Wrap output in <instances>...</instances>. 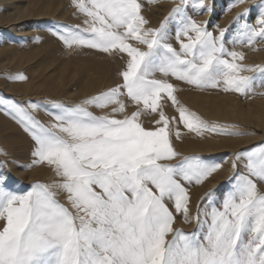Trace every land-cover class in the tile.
<instances>
[{
	"label": "snow or ice",
	"instance_id": "1",
	"mask_svg": "<svg viewBox=\"0 0 264 264\" xmlns=\"http://www.w3.org/2000/svg\"><path fill=\"white\" fill-rule=\"evenodd\" d=\"M245 2L233 0L230 8ZM198 4L206 7L204 0ZM72 5L86 26L56 25L49 29L52 35L67 49L119 57L122 82L74 105L52 102L44 108L0 98V108L32 141L31 164H46L59 178L19 192L0 173V264H264V192L257 188V181L264 184V145L233 154L231 187L219 206L210 201L202 207L213 195L205 194L196 230L173 228L172 209L189 222V188L216 173L221 162L194 154L171 163L179 156L171 125L178 122L197 136L244 133L230 131L235 125L209 123L181 105L168 79L246 95L257 81L244 73H264V66L248 67L243 52L229 51L227 29L218 28L214 36L207 21L188 16L189 0H180L155 28L141 14L139 0H72ZM170 22L179 49L170 42ZM256 37L264 38V0L255 25L245 22L233 43L251 45ZM162 100L171 101L178 120L165 114ZM110 105L103 115L89 110ZM39 110L50 122L36 118ZM142 115L155 126L146 127ZM61 193L66 204L58 199Z\"/></svg>",
	"mask_w": 264,
	"mask_h": 264
},
{
	"label": "rangeland",
	"instance_id": "2",
	"mask_svg": "<svg viewBox=\"0 0 264 264\" xmlns=\"http://www.w3.org/2000/svg\"><path fill=\"white\" fill-rule=\"evenodd\" d=\"M33 1L38 5L43 4L40 6V8L44 9L43 14L46 15L42 17L43 20L42 18L38 20L34 18L35 20L21 23L19 28L23 32L25 30L26 34L25 32L23 34L21 33L23 36H20V38L18 36L15 37L8 30L9 28H1L3 33L0 34L2 35L0 46L16 47L22 52H9V55L5 56L2 54L1 56L2 61L0 64H2V67H0V82L13 86L21 91L20 93L10 92L6 91L3 86H0V98L24 106H27L28 101L38 102L44 108H51L52 102L74 105L85 98L97 95L101 91H105L110 87H114L117 83L122 82V78L119 77L118 73L123 70L124 62L119 57L93 49H67L57 37L52 35L49 29L54 30L56 25H79L81 28L86 26L84 25L85 17L77 12L72 5V0ZM232 1L224 0L223 2H218V0H207L206 2L204 0L206 7L201 9L198 0H189L187 15L197 22L207 21V30L211 31L214 36L219 35L218 28L227 29L224 37L225 47L229 51L235 50L243 52L245 58L242 63L248 67L255 68L257 65L264 66L263 60L257 58L252 60L254 52L264 53V38H254V42L251 45L246 41L243 43H233L237 39L239 30L245 22L255 25L259 16L258 12H260L262 6V0L248 2L241 8L232 11L230 16L229 11L233 8H230ZM139 2L142 4L141 14L149 21V26L155 28L159 27L160 22L180 3V0H139ZM249 6H252L250 14L247 17L241 18L238 22L233 23L237 14ZM230 25L231 27H229ZM169 27L172 29V39L170 42L174 47L179 49L174 35L175 23L170 22ZM20 42L22 43L21 45H19ZM20 57H22V62L19 59ZM45 69L47 70L45 71ZM50 71L57 74L54 80L64 79V82L68 86V94L66 92L53 93L46 86H43L42 77H44V72L46 74ZM21 74L26 77L23 81L10 78ZM244 75L253 76L257 81V86L253 88L252 92L246 95H240L235 92L225 93L218 89L201 90L183 82L175 81L171 77L168 78L169 82L176 86L175 95L181 105L197 113L209 123L235 125V128L230 129V131L244 133L243 135H216L205 132L202 136H197L195 133L188 132L178 122L171 125L174 129L171 139L175 150L179 153V156L171 161V163H176L183 156L194 154L207 157L211 161L221 162V167L216 173L202 184H193L189 188V222H185L182 213L177 214L172 209L176 217L173 224L174 229H180L185 233H191L196 230L197 222L195 217L197 215V208L201 205V199L205 194L209 192L213 193L210 199L204 200L202 207L206 208L210 201H215L216 206H219L222 203V197L231 187L230 178L233 176V154L247 152L253 148L258 151L259 146L264 145V132L254 130L249 125L250 122L243 121L239 118L236 121L224 120L222 116L214 115L217 114L216 112H211L215 110L212 104L219 103L222 99L245 105V108H250L253 111L259 109L260 106L257 102L264 101V86H260V82L264 81V73L256 70L253 72H245ZM157 78H160L158 73ZM72 94H75V96H71ZM122 99L124 98L122 97ZM229 102L227 101L228 104ZM161 104L165 114L169 118L176 116L178 120V113L175 107L172 106L171 101L162 100ZM111 107L110 105L107 109L103 110L92 108L89 110L93 111L95 115H103L110 113ZM130 110L131 106L129 108ZM219 111L220 114L223 113L222 109ZM34 115L42 123H48L51 120V117L43 110L35 112ZM153 116L158 119L157 114H153ZM115 118L120 119L122 116L117 113L115 114ZM0 119L13 128L14 133L12 135L20 143L19 145H10L7 143L8 141L0 140V153H7V155L0 154V163H3V168L0 169V173L7 177L8 186L14 191L23 192L34 182L51 183L54 180H58L59 178L54 175L52 169L46 164L34 166L31 164L33 159L31 156L32 141L23 128L10 115L6 114L3 108H0ZM141 119L145 121L146 127L151 128L155 126L154 123L149 122V119L143 115ZM175 131H179V138L175 135ZM6 135L7 133L2 138H7L8 135ZM252 139L255 140L253 141ZM246 140L253 142L235 150H224L221 152H199L192 150L196 146L200 145L201 147L205 143L218 145L229 143L225 141L237 142ZM224 166L227 167L225 168ZM238 168L241 173L245 171L243 162L238 165ZM257 188L261 192H264V184H261L259 181H257ZM58 199L61 203L66 204L63 193L58 196ZM167 238L171 239V235Z\"/></svg>",
	"mask_w": 264,
	"mask_h": 264
},
{
	"label": "bare ground",
	"instance_id": "3",
	"mask_svg": "<svg viewBox=\"0 0 264 264\" xmlns=\"http://www.w3.org/2000/svg\"><path fill=\"white\" fill-rule=\"evenodd\" d=\"M219 1L223 2L224 0H218V2ZM229 1H231V0H229ZM251 1H253V0H246V2L244 4H237L236 7H233L231 9V11H229V14L232 11H235L237 8H241L246 3L251 2ZM206 2H207V0H206ZM42 5L43 4L38 5L33 0H0V34L3 33L1 28L7 27V28H9L8 30H10L11 33L15 37L18 36L20 38V36H23L22 34L25 32V30L23 29L24 32L20 30L19 26L21 25V23L31 21V20H35L34 18H36L38 20V19H41L43 16H46L45 14H43L44 9L40 8V6H42ZM258 14H259V12H258ZM230 16H231V14H230ZM42 20H43V18H42ZM25 34H26V32H25ZM1 40H2V35H0V41ZM19 40L23 41L22 39H19ZM21 44L22 43L20 42L19 45H21ZM30 50H32V49H30ZM17 51L20 53L22 52V51L18 50L16 47L0 46V63L2 61L1 60L2 54H4L6 56V55H9L8 54L9 52H17ZM29 58H30V60H32L31 57H29ZM256 58L264 61V53H255L254 52V55H252V60L253 59L255 60ZM19 59L22 62V57H20ZM5 66H8V65H5ZM0 67H2V64H0ZM46 70L47 69H45V71ZM53 71H50L49 73H46V74L44 72V77L41 76L43 79L42 80L43 86H46L53 93L66 92V94H68L67 93L68 86L64 82V79L61 78L59 80H54V78H56L57 74H54ZM0 86H3L6 89V91H10V92L20 93V91H21L17 88H14L13 86L5 85L2 82H0ZM4 88H2V89H4ZM73 95L75 96V94H72L71 96H73ZM197 97H199V96H197ZM227 101L229 102V100H227V99H225V100L222 99L219 103H213L212 107L215 110L211 111V112H216L217 114H214V115H218V116L220 115L224 118V120H235L236 121L239 118L243 121L250 122L249 125H251L254 128V130L264 132V101L257 102L260 107L258 110H255V111L250 110V108H245V105H241V104H238L235 102L233 103V101H231V100H230L231 102H229V104H228ZM247 106H249V105H247ZM220 109H222V111H223V113H221V114L219 111ZM255 126H256V128H255ZM6 133H7L8 137L2 138L3 136H5ZM13 133H14L13 128L11 126H9L7 123L3 122L2 119H0V140L1 141L6 140V141H8L7 143H9L10 145H12V144L19 145L20 143H19L18 139L15 138V136L13 137V135H12ZM252 140L254 141L255 139H252ZM253 141H249V140L237 141V142L225 141V142H229V143H222V144H218V145L205 143L201 147H200V145H198L195 147V149H192V150L193 151H199V152L200 151L221 152L224 150H235L238 148H242L246 145H249V143H251Z\"/></svg>",
	"mask_w": 264,
	"mask_h": 264
}]
</instances>
